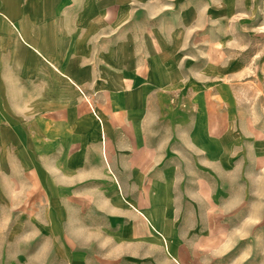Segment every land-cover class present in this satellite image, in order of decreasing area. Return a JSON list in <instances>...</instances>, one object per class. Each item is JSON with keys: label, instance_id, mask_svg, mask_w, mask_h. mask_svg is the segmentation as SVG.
Returning <instances> with one entry per match:
<instances>
[{"label": "rangeland", "instance_id": "1", "mask_svg": "<svg viewBox=\"0 0 264 264\" xmlns=\"http://www.w3.org/2000/svg\"><path fill=\"white\" fill-rule=\"evenodd\" d=\"M3 1L59 71L0 16V264H264V0Z\"/></svg>", "mask_w": 264, "mask_h": 264}, {"label": "crops", "instance_id": "2", "mask_svg": "<svg viewBox=\"0 0 264 264\" xmlns=\"http://www.w3.org/2000/svg\"><path fill=\"white\" fill-rule=\"evenodd\" d=\"M32 1V0H30ZM36 3V10L42 11V0H34ZM21 2V1H19ZM38 3V4H37ZM26 5L28 6L27 3H25V7ZM39 7V9H37V7ZM27 10V7L25 8ZM30 9V8H28ZM40 14L42 12H39ZM38 13V14H39ZM16 15H28L27 13H16L14 12L9 5L6 3V1H3L2 3H0V16L6 17L8 18V20H10L12 22L13 27L20 33V36L23 38L24 42L31 48V50L36 51L38 54H40V56L42 58H44L46 61H48L56 70L59 71V68L56 66V64H58V60H56L53 56L48 57V54L46 52H43L40 45L35 42L34 44H31L27 38L25 36L22 35V32L17 29V25L14 24L13 19H11L10 17L12 16H16ZM68 71V72H67ZM66 73H64L63 70H60V72H62V74L66 75V77L73 82L74 84H80V76L78 73H73L72 70H67ZM88 73L92 76L95 75V69L94 68H90L88 70ZM92 78V77H91ZM122 82H120L119 87H122ZM110 88V87H109ZM114 90L110 89V93L109 96L111 99V106L108 107H104V108H97L94 109L95 115L98 117V123H99V129L101 131V145H99V147L102 149V151L104 152V156H134L133 158V167L137 170L142 172H147L148 170H150L151 168L153 169V163L151 164L150 168L147 166L146 170L143 169L142 163L144 161H148L150 159L151 161H154V159L152 157L149 156H159L158 154H156V149H155V144L154 142H149L148 138H144V135H142L141 129L144 125L143 121L140 120L143 117V114L145 112L144 110V106L138 104V105H118V96L119 94L122 95V93H119L116 89L117 87L114 86L113 87ZM121 90V89H120ZM118 100V101H117ZM122 109H126L123 113L127 114L126 118H122L121 121V128L120 130H117V133L119 132V137L117 139V133H115L114 128H116V126H114L113 121L111 120V113L117 112V111H121ZM129 109H131V111H129ZM131 129L135 134L134 140L135 143H133L134 145L132 147H123L124 144H127L130 146V144L128 142H126L127 137L124 135L127 134V130ZM133 140V141H134ZM115 176H119L118 172H116ZM117 178V177H116ZM159 183L158 181L153 182L152 184H156ZM141 184V183H140ZM139 185V184H138ZM130 205H132L134 207V209H136L137 211L141 212L140 209L144 208L142 207V205H137L134 203H129ZM142 210V209H141ZM142 213V212H141ZM144 214V213H143ZM149 221V220H148ZM160 235H162V233L158 232Z\"/></svg>", "mask_w": 264, "mask_h": 264}, {"label": "bare ground", "instance_id": "3", "mask_svg": "<svg viewBox=\"0 0 264 264\" xmlns=\"http://www.w3.org/2000/svg\"><path fill=\"white\" fill-rule=\"evenodd\" d=\"M178 259V258H177Z\"/></svg>", "mask_w": 264, "mask_h": 264}]
</instances>
